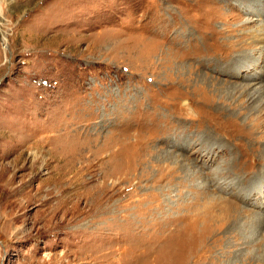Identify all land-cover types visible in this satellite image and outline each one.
<instances>
[{"label": "rangeland", "instance_id": "rangeland-1", "mask_svg": "<svg viewBox=\"0 0 264 264\" xmlns=\"http://www.w3.org/2000/svg\"><path fill=\"white\" fill-rule=\"evenodd\" d=\"M0 264H264V0H0Z\"/></svg>", "mask_w": 264, "mask_h": 264}, {"label": "bare ground", "instance_id": "bare-ground-1", "mask_svg": "<svg viewBox=\"0 0 264 264\" xmlns=\"http://www.w3.org/2000/svg\"><path fill=\"white\" fill-rule=\"evenodd\" d=\"M252 98H253V100L257 99V98L255 97V95H254Z\"/></svg>", "mask_w": 264, "mask_h": 264}]
</instances>
